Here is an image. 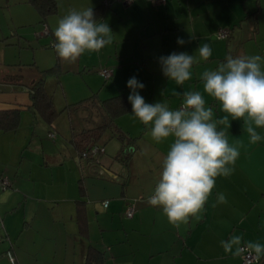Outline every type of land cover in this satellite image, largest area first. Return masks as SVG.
Instances as JSON below:
<instances>
[{
  "label": "crops",
  "instance_id": "obj_1",
  "mask_svg": "<svg viewBox=\"0 0 264 264\" xmlns=\"http://www.w3.org/2000/svg\"><path fill=\"white\" fill-rule=\"evenodd\" d=\"M89 6L101 8L96 18L108 23L112 43L67 64L57 57L53 46L56 21L70 9ZM44 21L49 34L42 32L41 16L28 0H0V109L20 112L16 129L0 131V264H85L93 247L102 252L100 264H243L241 255L225 253L220 242L235 234L264 244V129H257L262 139L250 143L243 120L229 117L230 127H221L229 143L239 146L234 171L228 177L216 178L199 221L176 228L146 199L153 192L160 158L168 151L170 140L154 142L148 135L149 127L132 114L130 104L131 109L120 115L116 124L122 133L136 137L135 150L123 162L114 156L121 145L119 139L108 148L105 145L101 160L108 168L107 176L91 173L94 165L82 159L69 141L70 128L65 129L68 136L61 140L63 144L36 143L43 130L36 129L35 121L42 124L30 107L28 87L41 73L34 75L25 66L32 48L28 37L32 41L48 37L54 49L53 63L59 66L55 77L66 97L62 110L93 93L99 96L103 88L111 96L122 92L128 99L129 93L122 88L130 78L145 79L149 65L162 73L160 57L173 52L195 55L207 43L212 55L192 66V78L183 85L162 73L165 102L176 109L184 92L203 91L200 77L205 70L216 69L229 56L264 57V0H164L157 4L150 0L128 4L120 0H57L55 12ZM26 24L33 32L17 28ZM220 29H228V36L218 37ZM178 38L185 43L178 44ZM31 53L39 71L52 66H45L52 58L43 59V52ZM91 67H99L96 74L103 77L102 87L95 85L97 75L85 71ZM103 67L111 69L107 78L99 72ZM23 70L26 72L20 73ZM68 73L81 80L74 88L80 90L83 84L89 94L70 98L65 85ZM204 98L206 106L213 109L214 119L226 115L211 97L205 94ZM63 112L67 113L62 110L55 120ZM54 122H44L48 133L61 128ZM48 138L54 141L56 137ZM37 183H42L44 192L36 194ZM217 193L225 195L226 203L216 202ZM105 199L107 206L102 204ZM132 200H136V211L126 217L124 211ZM79 211L85 217L84 233L79 230ZM262 263L264 258L255 264Z\"/></svg>",
  "mask_w": 264,
  "mask_h": 264
},
{
  "label": "clouds",
  "instance_id": "obj_2",
  "mask_svg": "<svg viewBox=\"0 0 264 264\" xmlns=\"http://www.w3.org/2000/svg\"><path fill=\"white\" fill-rule=\"evenodd\" d=\"M112 31L107 22L99 20L92 7L70 9L56 21L54 49L57 57L74 64L85 53L98 52L112 43ZM177 43L185 41L178 38ZM212 55L209 44L201 45L195 55L171 53L159 58L165 77L177 85L192 78L191 68ZM264 57L260 55L229 56L214 70L201 73L203 91H186L181 105L170 108L167 102L146 103L137 91L145 85L132 77L127 81L131 89L128 100L132 114L145 126L157 144L170 140L169 149L161 156L160 171L150 206L160 208L168 222L176 228L199 221L217 177H228L234 171L240 155L239 146L230 144L221 126L230 127L231 120H243V129L250 143L262 137L257 129H264ZM205 94L216 101L225 113L214 119L212 107L206 106ZM217 203H226L223 193H217ZM215 206V205H213ZM225 253L239 256L242 252L264 258V244L231 235L222 240Z\"/></svg>",
  "mask_w": 264,
  "mask_h": 264
},
{
  "label": "trees",
  "instance_id": "obj_3",
  "mask_svg": "<svg viewBox=\"0 0 264 264\" xmlns=\"http://www.w3.org/2000/svg\"><path fill=\"white\" fill-rule=\"evenodd\" d=\"M38 11L41 16V23L45 22L48 14L55 12L57 0H28ZM99 8V9H98ZM100 7L94 8L95 15L100 11ZM254 22L256 23V13L252 14ZM50 33V31H49ZM59 72L58 63L40 70V76L36 78L28 87L29 96L31 99L30 107L33 108L37 114L48 125H52L54 120L62 110H66L70 116L72 110L81 111L80 118L87 125L80 128H75L71 123L69 141L73 144L78 155L86 160L97 159L100 153H104V147L99 145L98 141L103 136L106 130H110L112 135H115L120 141L121 145L118 152L114 155L117 159L126 162L127 158L135 150L134 140L136 137H130L122 133L116 124V119L128 112L131 105L126 95L122 92L114 94L106 98H100L97 93H93L87 97L79 99L76 102L68 103L64 108L57 109L54 106L51 93L45 87V76L47 74H57ZM20 120V112L18 109H0V131L14 130L17 128ZM51 132V131H50ZM103 148L95 153H89L92 147ZM87 151L88 155L83 156L82 152ZM81 181V179L79 180ZM82 188V185H79ZM150 193L146 199L151 195ZM78 207H83L78 204ZM85 217L82 212L77 213V221L79 230L84 233ZM102 252L96 248H89L85 264H100L102 262Z\"/></svg>",
  "mask_w": 264,
  "mask_h": 264
},
{
  "label": "rangeland",
  "instance_id": "obj_4",
  "mask_svg": "<svg viewBox=\"0 0 264 264\" xmlns=\"http://www.w3.org/2000/svg\"><path fill=\"white\" fill-rule=\"evenodd\" d=\"M244 26H245V23H243L242 28H244ZM17 28L19 30H21L22 32H26V33L29 31L33 32V27L30 26L29 24H26V25H23V26H20ZM30 38L31 37H28V39L30 40V43L32 45V48H29L30 53L27 54V57L24 55V57H26V60L29 61V63L26 64L25 69L32 72V74L35 75V74L40 73V71L38 70V66L35 65L33 62L34 61V59L32 58L33 53H31V52H33L34 50L36 52H43V59L47 58V57L52 58L50 63H46L48 65H45V66H50L54 62L55 56H54L53 47H51L48 44V41H49L48 37H39L37 39L34 38L35 39V40H33L34 42ZM35 58H36V56H35ZM35 60H37V58ZM150 66L151 65L148 66L149 68L147 67L148 74L145 76V79H141V78L137 79L138 81L142 82L145 85V87L143 89H138L137 91L144 98L146 103L153 104L156 102H163V101L165 102V99H166L165 92H164V79L165 78L163 77V75L160 71H155ZM98 68L99 67H95V68L91 67L90 69L86 68L85 71H87L91 74L97 75L96 73H97ZM24 72H26V71L23 70L20 73H24ZM87 72H85V73H87ZM53 75L54 76L47 74L45 76L46 77L45 87L49 92L52 93V96H53L52 99H53L54 106L56 108L60 109V106H63V104L65 103L64 99H66V97L63 93V89H62L63 87L61 86L60 83H57V78L55 77L56 74L54 73ZM29 76H30L29 74L26 75L27 81H28ZM67 77L68 78H65V80H66L65 85H66V90H67L70 98L79 99V98L89 94L90 91H87L84 88L83 84H82L83 86L81 84H79V85H81L79 87L80 90L74 88L75 84L80 83L79 81H81L78 76H72L70 73H68ZM97 79H98V81L96 82L95 85L102 87V84L105 83L103 81V77L98 76ZM122 89L124 91H127L130 95L131 89H129L127 86H125ZM99 90H102V91H100V95H99L100 97L111 96V95H109L111 93H106L104 88L99 89ZM33 112L35 114L36 119H38V121L42 124V126H40L39 123H37V121H35L36 129L38 130L40 127H42V130H43L42 134L40 135V139H39V137L36 138L37 144L42 143L40 141H44L43 142L44 144H48V145L50 144L52 146L57 145V144H61V143L63 144V142H61V140H63L64 137L68 136V133H65V129L67 127V129H66V132H67V130H69V128L71 126V123L75 126V128H80L82 126L87 125V122L84 123L83 120L80 118V115L82 114L81 111H79L77 109L72 110L70 112V116L66 112H63V114L60 116V118H58V120H55V122H54V123H58L59 127H61L62 129L59 128V130L56 132V138L53 141L50 138H48V131H47L48 126H46V124L42 121V119L40 118V116L37 114V112L35 110ZM68 125H69V127H68ZM51 130H52V132H54L53 129H51ZM70 130H71V128H70ZM42 138L44 140H42ZM117 140H118V138L115 135H112L111 131L108 129L104 132L103 136L98 141V143H99V145H102L103 147H105V145H106V147L108 148V146L111 144V142H113V141L115 142ZM103 141H105L104 142L105 144H103ZM66 143L70 144L69 141H66ZM69 147H72V145H70ZM102 155H103V153H100V155L97 157V159H90L89 160L91 162V164H93L95 166V167L92 166L93 170L91 171V173H93V174L96 173L97 175H100V176L101 175L107 176L106 172H108V168H106V166L102 163V160H101ZM82 164H83V161H82ZM83 166H84V164H83ZM81 170H82L81 173H83V174L86 173V167L85 166H84V168H81ZM111 175L114 176L113 174H111ZM34 176L37 177V180H39L40 177L37 174ZM36 187L38 188L37 189L38 193L36 192V194H39L40 191H43V192L45 191L42 183H37ZM109 199H110V197H109ZM262 264H264V263H262Z\"/></svg>",
  "mask_w": 264,
  "mask_h": 264
},
{
  "label": "built area",
  "instance_id": "obj_5",
  "mask_svg": "<svg viewBox=\"0 0 264 264\" xmlns=\"http://www.w3.org/2000/svg\"><path fill=\"white\" fill-rule=\"evenodd\" d=\"M122 3L124 4H128L129 2H131L132 0H120ZM152 3L154 4H157V3H161L163 2L164 0H150ZM42 32L45 33V34H49V28L47 26V24L45 22L42 23ZM229 34V30L228 29H220L217 33V36L218 37H227ZM99 72L105 77H109L111 75V69L110 68H107V67H103V68H100ZM181 105V103L179 104V106ZM178 106V107H179ZM49 137H51L52 139H54L56 137V133L54 132H49L48 133ZM100 149V152L103 151V148H98V147H92L90 150H89V153H95L97 152L98 150ZM82 155L83 156H87L88 155V152L87 151H83L82 152ZM7 182L4 180L3 181V184L5 185ZM137 200V199H136ZM136 200H132V201H129L128 202V205L124 211V215L126 217H132L136 211ZM102 204L104 206H107L108 204V200L105 199L102 201ZM9 255V258L11 261H14L13 260V257L10 253H8ZM241 257H242V263L243 264H255L256 262H258L259 260H256L255 258V255L254 254H249L248 252H242L241 253Z\"/></svg>",
  "mask_w": 264,
  "mask_h": 264
}]
</instances>
